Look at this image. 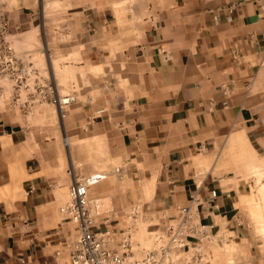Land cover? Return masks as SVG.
Instances as JSON below:
<instances>
[{"label":"crops","instance_id":"1","mask_svg":"<svg viewBox=\"0 0 264 264\" xmlns=\"http://www.w3.org/2000/svg\"><path fill=\"white\" fill-rule=\"evenodd\" d=\"M0 15L14 50L0 68V264H70L77 225L60 207L99 172L142 187L155 174L163 222L217 190L204 221L264 264V0H0ZM42 18L46 52L83 76L63 121L36 93ZM60 37L77 41L56 48ZM86 69L103 82L86 87ZM47 134H67L73 158L34 137ZM105 194L90 189L93 220Z\"/></svg>","mask_w":264,"mask_h":264},{"label":"built area","instance_id":"2","mask_svg":"<svg viewBox=\"0 0 264 264\" xmlns=\"http://www.w3.org/2000/svg\"><path fill=\"white\" fill-rule=\"evenodd\" d=\"M6 30L7 21L0 16V68L3 69L12 63L14 53L6 39ZM19 80L20 76L17 83ZM36 91L41 103L59 107L60 115L65 116V108L71 99L60 96L53 83L41 79ZM105 178V173H99L75 181L69 188L68 201L60 207L65 219L75 223L78 228V236L70 245V264H211L214 247L236 240L229 227L221 229L216 223L204 221V207L218 198V191L214 189L210 191L208 199L192 196L187 205L178 209L175 217L166 220L162 229L155 232L152 248L137 250L132 238L133 229L129 227L124 230L119 249H116L113 246L114 230L107 228L96 232L89 209L90 187ZM141 213L140 206H134L131 210L135 218L140 217ZM235 223L241 225L238 218Z\"/></svg>","mask_w":264,"mask_h":264},{"label":"rangeland","instance_id":"3","mask_svg":"<svg viewBox=\"0 0 264 264\" xmlns=\"http://www.w3.org/2000/svg\"><path fill=\"white\" fill-rule=\"evenodd\" d=\"M60 10V9H59ZM3 19L7 21V30H6V39L8 42L9 39L7 37L9 32L10 23L4 15H0ZM55 24V23H54ZM51 23H48V26H45V23L43 21L36 22L34 25L35 28V35L39 42V51L38 54L35 56V61L38 63L40 68L42 69L41 73L38 74V76L42 79H46L47 82L53 83L57 90L59 95L68 96L69 104L67 107L71 106L72 103L75 101V91L77 90L76 86V79L77 78H83V76H78V73L76 71H66L61 70V65L59 64L60 59L62 57H66L67 55H61L58 54L56 57L51 59L50 54L46 52V47L44 44L45 39V27L47 29L52 28ZM62 25V23L59 22V26ZM67 22L65 23V27H67ZM77 38L72 39H61L59 41H56V46L54 47H61L66 46L68 43H73ZM103 56V55H100ZM72 58L71 64H76L77 61H80V59H77L76 56H70ZM83 58H86V64L88 66H91V62L93 59L92 54H85L82 55ZM89 60V61H88ZM64 62V61H63ZM51 66L53 68L51 73ZM20 79L26 80L25 78L29 77L28 72L29 70L21 71ZM25 74V76H24ZM96 72L92 69H86L85 70V83L86 87L92 88L94 82L96 81ZM54 78V80H53ZM69 80V84L66 85L67 81ZM94 80V82H93ZM57 83V85L55 84ZM103 81L97 82L95 85H99ZM69 88V89H68ZM99 88V87H97ZM106 90V93H109V86L108 88H105V86L102 87V90ZM68 90V94H65V92ZM91 89L88 93H91ZM65 94V95H64ZM73 99V100H72ZM65 108V111L67 109ZM60 110V108L58 107ZM67 112H65L66 115ZM60 114V111H59ZM60 119L62 121L65 119V116L60 115ZM23 137V135H22ZM38 139V142H41L44 137L50 138L53 137V139L62 140V143L64 147L67 150V156L69 158H73V151H71L70 140L67 139V134L61 135V134H47V135H34ZM63 138V139H62ZM40 139V140H39ZM76 152V150H75ZM156 152L154 151L153 155L156 156ZM156 159V158H155ZM157 160V159H156ZM137 168L134 166V169ZM139 171V168H138ZM101 173V172H99ZM94 173L90 176L84 177L82 179H86L88 177H91L95 174ZM108 174H106V178L101 180L99 183H97L92 187L97 186L100 184L102 186V191L106 193V197L102 198L100 202V208L97 212L98 214H95L94 216V230L96 232L104 231L105 229L109 228L111 230H114L116 236L113 246H115L116 249H119L118 246H120V243L122 241L123 232L127 228L131 227L133 229L132 238L135 244V247L137 250L141 249H150L153 247L154 244V235L155 232L162 229L163 226V216L164 211L163 208L160 206L161 199L159 197L160 193L158 192V181L156 180L155 174L149 176L148 183L143 184V187L139 182L126 184V183H114L109 182L107 180ZM82 179L75 180V181H81ZM74 181V182H75ZM73 182V183H74ZM71 186V185H70ZM70 188V187H69ZM90 189H89V200H90ZM92 197V196H91ZM135 202V204H132ZM134 205L141 206L142 213L141 216L138 218L132 217L131 210ZM108 220V221H107ZM69 221V220H67ZM105 221V222H104ZM71 222V221H70ZM78 229V228H77ZM240 239H236L235 241H232L230 243H225L223 245H218L214 247L213 250V259L211 264H253L251 259L245 257V260L243 261L242 258H240V249L242 248L240 246ZM137 251V253L139 252ZM140 252L138 253V255Z\"/></svg>","mask_w":264,"mask_h":264}]
</instances>
